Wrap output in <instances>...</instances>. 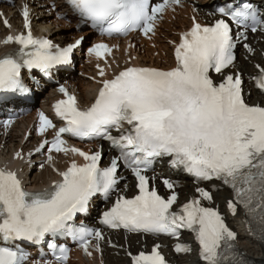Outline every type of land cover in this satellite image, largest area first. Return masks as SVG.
<instances>
[{
    "label": "snow or ice",
    "instance_id": "6c2138e0",
    "mask_svg": "<svg viewBox=\"0 0 264 264\" xmlns=\"http://www.w3.org/2000/svg\"><path fill=\"white\" fill-rule=\"evenodd\" d=\"M180 2L64 0L68 11L78 18V25H88L102 37L134 32L148 36L155 32L166 9ZM215 11L221 18L212 25L194 21L192 28L181 34L172 68L125 67L113 78L100 81L102 86L94 102L86 108H80L76 97L65 88L59 89L66 99L57 101L54 110L63 126L56 130L53 140H44L36 151L48 146L49 153L71 152L82 157L84 163L72 161L64 171L54 169L61 179L50 188L34 192L25 190L15 171L0 168V264H26L29 253L20 243H46L51 250L53 260L41 258L33 264H67L69 249L58 243L60 237H70L87 256H91L93 247L99 251L102 232L82 220L78 222V215L88 212L97 194L107 196L114 190L121 162L136 177L138 194L131 199L119 196L102 213V224L173 237L187 229L195 234L204 264H246L235 248L237 234L216 209L203 206L202 200L213 199L209 191L197 187L200 198L190 199L179 211H173L175 191L167 199L161 197L155 187L149 188L145 175L155 158L169 157L170 167L196 181H221L233 192L228 208L235 214L237 205H241L255 225L250 232L258 233L264 242V107L245 102L239 73L225 76L219 84L210 77L211 70L222 73L234 64L233 26L238 36L249 28L253 33L264 32V12L251 0H225ZM22 16L26 31L0 41V45L15 46L0 54V93L27 92L22 69H39L47 75L57 66L68 64L84 39L81 36L59 47L50 39L33 35L26 6ZM4 23L9 26L7 20ZM244 47L252 51L248 44ZM111 52L103 41L88 49L98 59ZM257 68V87L264 90V68ZM99 75L105 77L103 68ZM38 117V134L56 127L44 113ZM11 123V119L3 121L5 128ZM64 134L107 141L110 151L118 155L101 167L102 150L87 153L69 148ZM15 158L23 157L17 152ZM52 159L49 155L48 161ZM163 183L169 190L175 187L168 179ZM158 248L156 245L149 254L133 256L132 264H166ZM190 250L179 243L175 246L177 253Z\"/></svg>",
    "mask_w": 264,
    "mask_h": 264
},
{
    "label": "bare ground",
    "instance_id": "6f19581e",
    "mask_svg": "<svg viewBox=\"0 0 264 264\" xmlns=\"http://www.w3.org/2000/svg\"><path fill=\"white\" fill-rule=\"evenodd\" d=\"M199 2H203V0H199ZM40 5L41 3L38 2ZM31 7L34 12V25L37 26L38 30L45 31L46 33L51 34V38L59 39L62 42L71 43L72 38L81 37L82 34H85L84 30H75L71 26L64 25L57 19H53V17L50 14H47L42 11L41 6H39L36 3H32ZM9 13H12V10L9 11ZM181 22H184L183 19H181ZM170 29L172 27L169 26ZM160 46L162 48H166V45L164 43H160ZM74 84L78 86L79 97L81 101H87L92 96V92L94 91V88L97 86L84 79L83 77L73 76L72 77ZM52 93V90L50 91ZM47 97V96H46ZM28 118H23L15 125L12 132H10L6 136H0V142L4 144V149L2 150V155H5L6 150H12L16 149V147H24L27 142H22V126L27 124ZM22 128V129H21ZM39 176L38 178L36 176ZM50 173L47 170L42 171L41 173L37 174H31L30 176L26 175L25 180H27L28 183H31L32 185H41L42 181L45 179V177L49 176ZM224 194H227L224 192ZM220 194H217V199L219 198ZM236 219V218H234ZM241 238H245L244 233L240 231ZM249 242H251L249 245L246 246L248 254H251L252 258H254L256 261L260 263H264V250L255 242H253L251 239ZM253 243V244H252ZM255 244V245H254ZM106 264H111L110 258H106ZM76 264H83V262L78 261ZM177 264H199L196 260V257L193 255H189L187 258H185L183 261H177Z\"/></svg>",
    "mask_w": 264,
    "mask_h": 264
}]
</instances>
